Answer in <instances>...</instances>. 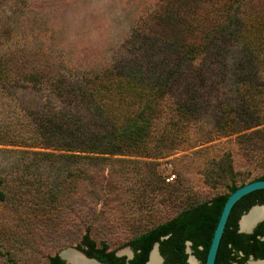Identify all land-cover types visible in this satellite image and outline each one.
I'll return each instance as SVG.
<instances>
[{
    "label": "trees",
    "instance_id": "trees-1",
    "mask_svg": "<svg viewBox=\"0 0 264 264\" xmlns=\"http://www.w3.org/2000/svg\"><path fill=\"white\" fill-rule=\"evenodd\" d=\"M136 25L120 43L119 59L66 69L65 60L50 48L14 38L13 27L0 18V153L18 152L53 165V210H60L63 199L91 177L104 155H155L147 142L178 80L184 78L185 85L173 98L176 114L190 119L200 99L199 81L212 87L210 76L217 68L246 71L262 61L264 0H158ZM235 47L240 52L233 56ZM263 123L236 125L242 131ZM24 173L18 167L9 177L0 175V201L19 195L32 177ZM242 184H230L227 192L185 206L136 234L126 244L134 251L128 260L88 234L78 247L103 263L144 264L158 242L162 264H188L185 246L190 241L192 253L204 264L224 202ZM254 204H264V189L232 206L214 264H242L237 251L264 250L259 238L264 220L252 233L238 231L240 216ZM48 262L67 264L58 253Z\"/></svg>",
    "mask_w": 264,
    "mask_h": 264
},
{
    "label": "rangeland",
    "instance_id": "rangeland-1",
    "mask_svg": "<svg viewBox=\"0 0 264 264\" xmlns=\"http://www.w3.org/2000/svg\"><path fill=\"white\" fill-rule=\"evenodd\" d=\"M157 1L0 0V18L13 27L14 38L50 48L65 60L66 69L70 64L94 67L120 58V43ZM261 49L259 65L246 71L217 68L210 74L212 87L199 81L200 99L190 119L176 114L173 98L185 85L184 78L178 80L147 142L155 155H104L91 177L63 199L60 210H53V165L18 152L0 153L4 178L18 167L32 175L19 195L0 201V264H49L48 258L62 250L81 251L85 234L111 250L125 251L133 236L183 207L262 176L264 123L242 131L236 125L264 121ZM233 51L234 56L240 48Z\"/></svg>",
    "mask_w": 264,
    "mask_h": 264
},
{
    "label": "water",
    "instance_id": "water-1",
    "mask_svg": "<svg viewBox=\"0 0 264 264\" xmlns=\"http://www.w3.org/2000/svg\"><path fill=\"white\" fill-rule=\"evenodd\" d=\"M258 189H264V179H254V180H251V181H248L240 186H238L235 190H233L226 198L225 202H224V205H223V208L220 212V215H219V218L217 220V223H216V226H215V229L213 231V235H212V238H211V241H210V245H209V248L207 250V253H206V258H205V262L204 264H214V261H215V257H216V253H217V249H218V246H219V242H220V239H221V236H222V233L224 231V227H225V224H226V221H227V218H228V215H229V212L232 208V206L241 198L243 197L244 195L248 194L249 192H252L254 190H258ZM255 206H263L264 207V204H254L252 205L247 211H245L239 218L238 220V229L240 232H245V233H252L254 228L257 226V224L264 220L261 219V220H258L256 221L250 228L249 230H242L241 227H240V220L242 219V217L244 215H246L253 207ZM187 244H190V242L188 241ZM156 249L157 251V254L160 256L161 258V262L160 264L162 263L163 261V258L162 256L160 255L159 251H158V242H155L152 246V248L150 249V252H149V255H148V259L147 261L145 262V264H147L148 260H149V257H150V254L151 252ZM66 250H73L79 254H81L83 257H85L86 259L88 260H93L95 261L96 263L98 264H107V263H103V262H100L98 261L97 259L93 258V257H88L87 255H85L82 251H79L77 249H74V248H67L65 250H62L58 253V255L60 256V258H62L67 264H70L62 255V253ZM127 250L129 251V254L128 257H131L132 256V251L131 249L128 247ZM188 250L189 247H188ZM117 255H122L123 253H120V252H116ZM192 258H194L193 256H190ZM189 257V258H190ZM195 259V258H194ZM252 259V258H250ZM196 260V259H195ZM257 260H264V259H257ZM256 260V261H257ZM189 261V260H188ZM190 264V263H189Z\"/></svg>",
    "mask_w": 264,
    "mask_h": 264
},
{
    "label": "bare ground",
    "instance_id": "bare-ground-1",
    "mask_svg": "<svg viewBox=\"0 0 264 264\" xmlns=\"http://www.w3.org/2000/svg\"><path fill=\"white\" fill-rule=\"evenodd\" d=\"M263 218H264V207L255 206L240 220L241 229L249 230V228L256 221L261 220ZM126 251L129 253L128 250L122 251L120 253H127ZM62 255L70 264H98L93 260L86 259L81 254L73 250H66L62 253ZM160 262H161V258L157 254L156 249H154L150 254L147 264H160ZM191 262L192 264H197L194 259H192ZM250 264H264V262H250Z\"/></svg>",
    "mask_w": 264,
    "mask_h": 264
},
{
    "label": "flooded vegetation",
    "instance_id": "flooded-vegetation-1",
    "mask_svg": "<svg viewBox=\"0 0 264 264\" xmlns=\"http://www.w3.org/2000/svg\"><path fill=\"white\" fill-rule=\"evenodd\" d=\"M263 221V220H262ZM241 227V226H240ZM255 229V228H254ZM243 230V229H242ZM238 231H239V229H238ZM254 231V230H253ZM259 231H260V233H259V238L261 239V240H264V233L262 232V228H259ZM240 232V231H239ZM243 233H245V232H243ZM188 242V241H187ZM187 242H186V246H185V251L187 252V250H186V247H189V249H190V254L187 252V254H188V256H187V263L189 264H192V262H191V260L192 259H194L195 261H196V263H199L200 264V261L197 259V257L192 253V251H191V247H190V245H191V243L190 244H187ZM190 242V241H189ZM130 249H131V251H132V256L131 257H128V255L127 254H129L128 252L127 253H123L122 255H117L116 254V252H115V254L117 255V256H125V258H126V260H128V259H130V258H132L133 257V255H134V251H133V249L130 247V246H128ZM158 251H159V244H158ZM150 252V251H149ZM159 253H160V251H159ZM149 255V254H148ZM160 255H161V253H160ZM162 256V258H163V261H164V257H163V255H161ZM190 256H193L194 258H192V257H190ZM254 256H257V257H254ZM190 257V258H189ZM236 258H238V259H243V261H242V264H250V262H264V260H257V259H264V250H255V251H251V249H248L246 252L245 251H237V255H236ZM250 258H252V259H250ZM148 259V258H147ZM189 260V261H188ZM257 260V261H256ZM147 261V260H146ZM163 261H162V263H163ZM161 263V264H162ZM108 264V263H107ZM145 264V263H144Z\"/></svg>",
    "mask_w": 264,
    "mask_h": 264
}]
</instances>
